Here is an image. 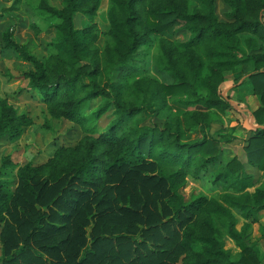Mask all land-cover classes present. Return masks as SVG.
Wrapping results in <instances>:
<instances>
[{"label": "trees", "instance_id": "1", "mask_svg": "<svg viewBox=\"0 0 264 264\" xmlns=\"http://www.w3.org/2000/svg\"><path fill=\"white\" fill-rule=\"evenodd\" d=\"M60 1V9L39 7L55 31L47 60L16 42L14 26L1 41L32 66L21 77L48 115L79 126L84 137L45 165L20 167L12 192L0 180V263L262 264L248 235L264 214V182L256 185L234 158L214 174L223 189L217 198L186 201L183 190L216 164L220 144L230 140L210 128L232 107L221 86L241 64L252 66L244 82L260 104L250 116L245 159L264 172V0H221L223 19L218 0H197L194 9L188 0H109L103 51L94 23L100 0ZM77 14L84 19L79 28ZM180 31L186 41L158 45L157 63L171 83L140 76L150 36ZM98 99L86 117L87 104ZM148 110L152 124L145 123ZM110 111L113 119L98 132ZM31 125L0 97V139L14 141ZM195 129L201 138L187 141L185 131ZM233 211L245 220L239 230Z\"/></svg>", "mask_w": 264, "mask_h": 264}, {"label": "rangeland", "instance_id": "2", "mask_svg": "<svg viewBox=\"0 0 264 264\" xmlns=\"http://www.w3.org/2000/svg\"><path fill=\"white\" fill-rule=\"evenodd\" d=\"M190 9L198 8L197 0H188ZM43 4L60 9V0H0V97L8 101L18 115H25L32 121V125L26 128L23 134L16 140L10 141L7 137L0 139V180L8 181L9 190L15 188L17 170L29 164L40 167L54 158L59 149L73 148L84 137L79 126L62 119H55L48 115L45 104L40 95L30 89L27 81L21 75L32 71V66L20 61L16 55L3 48L1 35L3 31L14 26V38L17 43L26 46L40 59L47 60L50 57L48 44L54 38L55 31L50 28L42 16L39 7ZM15 7L14 10L11 8ZM109 0H100L96 11L95 25L98 31V47L103 51L106 45V33L109 29L108 10ZM226 6L221 0L217 2V15L223 19ZM84 21L80 14L74 17V24L79 28ZM188 35L183 31L173 35H152L150 42L145 47L144 61L141 64L140 76L157 79L163 84L171 83L170 77L163 72L157 63L158 45L161 39L172 43L186 41ZM252 71L250 64H241L233 73L227 74L221 91L231 101V109L211 124L210 134L213 136L225 135L228 141L220 144V155L215 165L210 166L206 172L200 174L197 179L189 178L183 190L185 200L189 201L192 196L202 195L206 199L217 198L223 189L220 184L214 185L215 172L236 158L243 165V170L254 176L256 185L264 182V172L251 168L245 159L244 148L247 145L251 124V113L259 106L256 95L252 93L249 85L244 81ZM101 101L94 100L87 104L84 114L89 117L97 111ZM146 124H152L153 114L148 110L144 113ZM113 119L111 111L103 115L97 122V131L104 129ZM161 125L162 120H154ZM187 141H197L201 138L199 130L185 131ZM3 162L10 166L2 168ZM251 191V190H250ZM237 219L236 228L239 230L245 223L237 211H233ZM251 220H248L250 222ZM248 241L254 243L262 253V264H264V214L260 216L259 223H250ZM1 229V225H0ZM219 238L224 240L225 248L232 254H237L239 249L229 240L223 231H219ZM1 258V244H0ZM1 264V263H0Z\"/></svg>", "mask_w": 264, "mask_h": 264}, {"label": "crops", "instance_id": "3", "mask_svg": "<svg viewBox=\"0 0 264 264\" xmlns=\"http://www.w3.org/2000/svg\"><path fill=\"white\" fill-rule=\"evenodd\" d=\"M231 102V101H230ZM232 105V104H231Z\"/></svg>", "mask_w": 264, "mask_h": 264}]
</instances>
